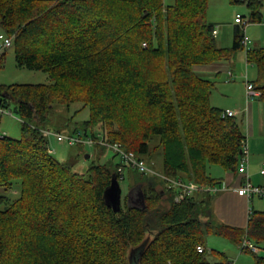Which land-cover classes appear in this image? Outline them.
<instances>
[{
	"label": "trees",
	"instance_id": "16d2710c",
	"mask_svg": "<svg viewBox=\"0 0 264 264\" xmlns=\"http://www.w3.org/2000/svg\"><path fill=\"white\" fill-rule=\"evenodd\" d=\"M232 2L247 6L249 23L261 21L264 0ZM207 4L0 0V26L12 37L17 66L49 80L0 85V109L14 103L11 113L21 121L19 138L0 136V264H231L208 252L210 235L264 250L263 211L233 227L213 217L212 194L177 200L161 181L137 172L128 171L133 199H121L114 212L105 192L114 177L119 183L120 164L92 162L75 172L48 152L41 127L57 105L80 104L89 113L80 132L93 139L100 133L143 160L160 151L166 176L209 187L221 181L208 166L238 174L245 135L235 118L210 105L213 82L193 68L230 59L243 48V30L236 26L230 49L217 47ZM246 61L264 99V49L248 50ZM15 189V198L5 196ZM263 262L256 257L255 264Z\"/></svg>",
	"mask_w": 264,
	"mask_h": 264
},
{
	"label": "rangeland",
	"instance_id": "374dc122",
	"mask_svg": "<svg viewBox=\"0 0 264 264\" xmlns=\"http://www.w3.org/2000/svg\"><path fill=\"white\" fill-rule=\"evenodd\" d=\"M166 5H172L174 0H164ZM236 15L242 17L243 23L249 21V10L245 4L234 3L231 0H208L207 4V19L211 21L212 19H224L227 21L226 23H230V25L234 26V18ZM262 15V26H259L258 23H248L245 27L243 34H245L248 39H252L251 33L255 38L262 37L264 38V5L261 10ZM228 25V24H226ZM228 26H226V30ZM0 33H2V28L0 26ZM228 41V38H227ZM224 42V41H223ZM252 45H248V48H242L237 53V63H241L239 66L241 67L242 74L244 75V79L247 80V75L244 73V63L246 58V52L252 49L254 43L251 40ZM264 43H261L263 46ZM231 46L228 45L224 49H230ZM5 59L2 65L0 66V85L8 86V85H16V84H46L49 83L46 75L41 72H33L28 71L26 69H21L17 66L14 51L12 48L5 51ZM3 52H0V54ZM239 61V62H238ZM249 66V76L250 79L253 77V68L255 66L251 63ZM247 73V72H246ZM257 76V71H256ZM256 76L253 78L254 81ZM236 83H231L232 85L240 84L241 81L234 80ZM214 85V84H213ZM239 90L238 87H235ZM235 89V91H236ZM14 108V103L10 102L9 110L3 109L4 113H0V135H4L10 138L17 139L21 136V121L11 113ZM88 109H81L80 104H74L70 108H66L62 105H57L54 109L51 110L50 115L48 117L47 122L41 126L42 130H50L52 132H60L65 135L73 134L75 131H82V122L88 119ZM100 135V133H98ZM48 145L50 150L52 151V156L60 161V162H70L73 165V169L75 172L83 173L86 171L88 166L92 163L104 164L109 160H113L114 163L120 164V159L118 157H114L113 153L103 147V151L100 148L96 147H86V146H67L58 144L53 137H50L48 140ZM89 156V158H87ZM143 160V159H142ZM144 162L148 165V167L154 171L155 173L162 175L163 169V159L160 151L153 153L152 160H144ZM132 170H125L123 179L119 180V186L121 189V199L124 197L130 196L133 199L134 191L133 186L135 185V180L133 178ZM208 172L212 177H220V172L223 170L217 166H208ZM153 177L150 175H144ZM155 178L159 181H162L161 178ZM164 186V183H163ZM219 187V185H218ZM159 188H163L160 187ZM220 190V187H219ZM18 190L15 189L13 192L6 193L5 196L15 198L18 194ZM2 195L3 192L1 191ZM193 196L198 200L201 195L194 193ZM166 199V197H165ZM165 207L168 206L167 203L164 204ZM226 224V223H225ZM206 249L208 252L215 251L220 254H224L227 258L228 262L231 264H255L256 257L264 258V250L260 248V252L258 254H252L251 252H244L240 247H237L227 241L224 238L216 237L210 235L206 239ZM210 257V256H209ZM211 260L217 259L216 253L210 257ZM264 264V262L262 263Z\"/></svg>",
	"mask_w": 264,
	"mask_h": 264
},
{
	"label": "crops",
	"instance_id": "0c3cea01",
	"mask_svg": "<svg viewBox=\"0 0 264 264\" xmlns=\"http://www.w3.org/2000/svg\"><path fill=\"white\" fill-rule=\"evenodd\" d=\"M207 21L212 24L216 32L214 35L216 46L221 49L228 45L232 47L237 25L232 26L224 19H212L211 21L207 19ZM233 21L235 23V18ZM258 25L263 27L262 21ZM226 26H228L227 30ZM251 36L254 43L251 50L264 49L261 46V43H264V38H255L252 33ZM251 40L249 39L250 46L252 45ZM238 51L234 52L228 60L194 66L193 69L198 75L214 84L210 94V105L219 110L234 112L233 118L240 125L246 138L248 180L253 185L264 186V175L260 173L261 165L264 162V99L261 96L247 98L246 81L253 84L256 69L253 68V77L250 79L249 63L245 58L244 73L247 75V80L244 79L243 69L241 70L239 66L241 63L239 61L237 63L236 59ZM234 80L241 82L232 85L231 83H236ZM235 87H238L239 90ZM216 179L221 181L220 190L213 194L211 204L212 215L216 220L233 227L244 228L253 212H264V203L259 198L254 197L248 200L237 194L238 187L244 182V176L223 171Z\"/></svg>",
	"mask_w": 264,
	"mask_h": 264
},
{
	"label": "built area",
	"instance_id": "2783aa9c",
	"mask_svg": "<svg viewBox=\"0 0 264 264\" xmlns=\"http://www.w3.org/2000/svg\"><path fill=\"white\" fill-rule=\"evenodd\" d=\"M235 23L238 27H240L243 31L249 21L243 23L242 17L236 15ZM213 35L216 32L213 30ZM12 37H8L3 33H0V52L6 51L12 47ZM241 45L243 48H248L249 39L243 34L241 39ZM246 95L247 98L253 96H260V92L256 91L253 84L246 81ZM0 113H4L3 110L0 109ZM222 118L226 117H234V112L231 110H224L221 112ZM43 134L48 138L53 137L58 144L67 145V146H75V145H83L86 147H96L101 146L109 149L114 155H116L120 159V167L118 168V174L120 179H123L125 170H132L142 175H150L153 177H159L162 179L164 183L165 191L174 192L177 194V200L184 196H191L197 192H208L209 194H216L219 191L218 186H201L191 181H186L181 177H170L164 174L159 175L152 171L148 165L144 162V160L137 158L132 152L124 151L117 144H109L107 143L101 135L98 134L97 139H93L92 137L84 134L83 132H76L74 134L65 135L60 132H52L50 130H43ZM4 136V135H0ZM48 152L52 154L50 147L48 145ZM243 156L238 164V174L244 176V182L237 189V194L239 196H243L248 200H251L254 197L259 198L264 203V186H256L250 183L248 180L246 170L248 165V150L246 145L242 149ZM260 173L264 175V162L261 165ZM241 249H248L253 254H258L260 252V248L249 240H243V243L240 247ZM196 250L198 253H203L204 248L202 246H197Z\"/></svg>",
	"mask_w": 264,
	"mask_h": 264
},
{
	"label": "water",
	"instance_id": "95a60500",
	"mask_svg": "<svg viewBox=\"0 0 264 264\" xmlns=\"http://www.w3.org/2000/svg\"><path fill=\"white\" fill-rule=\"evenodd\" d=\"M6 95H2L4 98ZM242 153V151H240ZM89 158V156H87ZM105 197L108 204L111 206L114 212H118L120 210V202H121V189L116 177H114L111 181L110 187L105 192ZM138 199L142 198V192H138Z\"/></svg>",
	"mask_w": 264,
	"mask_h": 264
}]
</instances>
